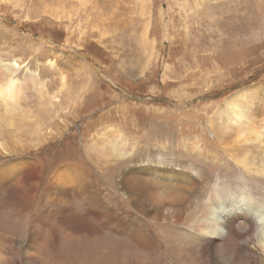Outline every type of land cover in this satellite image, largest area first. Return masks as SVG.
I'll return each instance as SVG.
<instances>
[{"label":"rangeland","instance_id":"rangeland-1","mask_svg":"<svg viewBox=\"0 0 264 264\" xmlns=\"http://www.w3.org/2000/svg\"><path fill=\"white\" fill-rule=\"evenodd\" d=\"M53 53L54 70L41 57ZM11 54L27 70L19 74L21 101L10 112L0 107V167L28 160L35 168L26 177L30 206L8 222L0 217V264H89L90 246L103 235L121 240L113 253L123 264H170L156 228L160 250L151 260L118 224L133 212L118 173L158 149L167 161L199 164L212 180L239 170L264 187V130L226 150L217 134L228 124L225 102L237 94L251 100L239 123L264 125V0H0V59ZM235 158L248 166L237 167ZM68 165L87 172L90 190L110 210L89 220L91 230L61 224L44 198L53 174ZM211 186L196 192L206 198ZM7 189L0 188V214L9 208ZM78 198L70 209L82 215L90 205ZM20 223L31 237L24 252L37 261L22 258Z\"/></svg>","mask_w":264,"mask_h":264},{"label":"bare ground","instance_id":"bare-ground-1","mask_svg":"<svg viewBox=\"0 0 264 264\" xmlns=\"http://www.w3.org/2000/svg\"><path fill=\"white\" fill-rule=\"evenodd\" d=\"M195 4V7L202 6V1ZM14 56L11 54L10 59H0V107L6 112L13 111L15 105L21 101L24 86L19 74H25L27 70L26 66L21 69L23 61L20 58L15 59ZM42 56L47 60L48 69H53L59 56L54 53L41 54ZM66 59L68 61L67 57ZM59 81L60 88L66 89V78L62 76ZM241 96L243 99L244 96ZM247 102L244 103L238 94L225 102L223 118L228 124L217 126L218 139L223 144L222 148L225 146L223 150L228 149L230 145L232 148L234 145L239 147V143L258 140L251 137V133L255 137H261L263 134L264 125L258 127L254 124L239 123V120H245L249 116L246 111ZM112 135L116 136L118 133L114 131ZM101 141L103 144L110 142L108 137H103ZM231 154L233 155V152ZM165 156L167 154L158 149L155 154L153 152L149 156L140 157L139 166L134 169L128 167L116 177L121 195L129 201L127 204L133 211L132 214L124 212V217L118 221L119 226L128 234L130 242L143 255L154 260L160 245L151 232L153 226L159 231L163 250L170 264H264V187L261 180L254 176L248 177V172L244 175L239 170L236 171L237 177L230 180L220 179L218 175L212 180L199 164L191 160L183 162L178 157L167 161ZM233 162L243 169L248 166L244 159L235 158ZM33 168L35 162L28 160L6 162L0 167V188L9 189V197L3 204L9 207L8 215L0 214L2 219L6 216L4 222H8L10 217L30 206L31 197L28 196L26 177H29ZM255 173L262 174L261 171ZM89 179L87 172L77 165L63 166L53 174L44 198L51 206V215H56L61 224L74 221L73 224L78 228L86 227V230H91L89 220L109 216L110 210H107L97 195L100 191L90 190L91 186L87 182ZM207 181L212 186L204 198L196 189L199 190ZM78 197H85L90 205L82 215L75 214L76 212L70 209V202ZM192 198L196 201L193 202ZM127 222L130 224L127 225ZM23 224L17 226L16 233L19 236L25 234ZM53 232L54 230L51 232L52 241L57 243L58 236ZM30 238L29 233L25 234L19 250L22 258L25 259L28 255L31 260L37 261L35 254L24 252ZM119 241L121 240L109 235L100 236L88 251L89 264H123L121 260H117V253H113V246ZM99 250L103 254L95 258ZM37 251L35 248L34 253Z\"/></svg>","mask_w":264,"mask_h":264}]
</instances>
